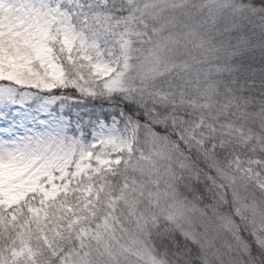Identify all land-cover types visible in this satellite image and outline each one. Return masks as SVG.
I'll use <instances>...</instances> for the list:
<instances>
[{"label":"snow or ice","instance_id":"6c2138e0","mask_svg":"<svg viewBox=\"0 0 264 264\" xmlns=\"http://www.w3.org/2000/svg\"><path fill=\"white\" fill-rule=\"evenodd\" d=\"M0 264H264V0H0Z\"/></svg>","mask_w":264,"mask_h":264}]
</instances>
